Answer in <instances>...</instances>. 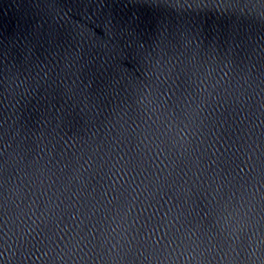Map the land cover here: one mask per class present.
I'll return each mask as SVG.
<instances>
[{"label":"water","instance_id":"water-1","mask_svg":"<svg viewBox=\"0 0 264 264\" xmlns=\"http://www.w3.org/2000/svg\"><path fill=\"white\" fill-rule=\"evenodd\" d=\"M0 50V264H264L258 8L0 0ZM177 76L211 105L164 145Z\"/></svg>","mask_w":264,"mask_h":264},{"label":"snow or ice","instance_id":"snow-or-ice-1","mask_svg":"<svg viewBox=\"0 0 264 264\" xmlns=\"http://www.w3.org/2000/svg\"><path fill=\"white\" fill-rule=\"evenodd\" d=\"M165 2L171 9L179 13H187L190 10L209 8L213 5L216 8H232L243 4L245 8L251 10H256L258 8L261 16L264 17V0H165ZM3 55L4 51L0 50V57ZM260 73L264 76V67L260 69ZM225 75H227V73H225ZM172 78V75L168 76V79ZM176 79L175 90L180 93L176 100L169 103L168 101L171 100V97L167 95V91L164 89H161L160 94L156 97L159 109L163 110L162 115H165L166 117L165 123L161 125L165 130L156 138L161 139V137H165L166 139L161 140V143L164 145H167L169 141H174L181 145L184 143H191V141L188 140V137L192 136V129L195 120L199 119L200 113L204 111V107L201 105H204L205 107L211 105V94L209 93L207 97L202 96L203 93L207 92V88H203L201 93H198L196 96H191V94H189L190 98L181 99L184 97L185 91H187L185 88L186 80H180L178 76ZM168 91H171V89H168ZM173 94L175 95V92ZM181 104H183V106H181ZM132 124H135L136 126L133 127L132 125H128V128L125 130L128 134V138L143 135L144 140H147L150 136H154L155 133L159 131V129H152V126L150 125L149 129H152L151 131L141 129L140 132H137L140 125L136 124L135 120L132 121ZM144 140H141V143H143ZM166 150L167 147L161 148V151ZM257 166L260 167L262 173L261 178L264 179V155L260 157V162ZM217 192L219 194V189ZM233 195H235V193H233ZM246 227V223L237 221L236 230L238 232H244ZM94 235L95 234H93V236ZM85 239H87V237H85ZM160 242L161 241L159 240L157 241V243Z\"/></svg>","mask_w":264,"mask_h":264}]
</instances>
